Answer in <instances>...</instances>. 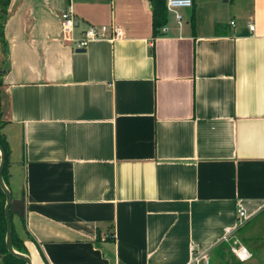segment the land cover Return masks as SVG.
Listing matches in <instances>:
<instances>
[{
	"label": "crops",
	"instance_id": "1",
	"mask_svg": "<svg viewBox=\"0 0 264 264\" xmlns=\"http://www.w3.org/2000/svg\"><path fill=\"white\" fill-rule=\"evenodd\" d=\"M67 5L121 34L72 48ZM190 5L151 35L148 0H7L5 185L29 264H201L226 230L249 254L264 238V0Z\"/></svg>",
	"mask_w": 264,
	"mask_h": 264
},
{
	"label": "built area",
	"instance_id": "2",
	"mask_svg": "<svg viewBox=\"0 0 264 264\" xmlns=\"http://www.w3.org/2000/svg\"><path fill=\"white\" fill-rule=\"evenodd\" d=\"M191 0H164V6L174 21L179 22L181 18V8L190 7ZM59 38L61 41L69 44L72 48H84V46L92 39L100 38L106 32L108 37L116 38L121 34V28L118 24L114 23H100V25L87 24L83 28L77 29L76 19L73 10L67 5L59 13ZM248 29H252L253 24L247 23ZM164 30V26L160 28ZM236 212L239 217H244L242 208L237 205ZM223 241L227 242L229 249L238 260H245L249 257V252L246 247L240 244L237 239L231 238V233L226 230L223 236ZM208 257L205 253H192V260L194 262L200 261L201 264H208Z\"/></svg>",
	"mask_w": 264,
	"mask_h": 264
},
{
	"label": "trees",
	"instance_id": "3",
	"mask_svg": "<svg viewBox=\"0 0 264 264\" xmlns=\"http://www.w3.org/2000/svg\"><path fill=\"white\" fill-rule=\"evenodd\" d=\"M149 6H150V22H151V35H156L160 33V28L164 26L166 23V16H167V10L164 6V0H148ZM7 4V0H0V39H3L2 35V23L3 19L6 17V10L5 6ZM2 124V120L0 119V127ZM0 146L3 150L4 155V162L1 168V177L3 182L5 183V165H6V158H7V143L6 139H4L3 133L0 128ZM3 192L0 189V264H24L23 260L8 251H6L4 246V230H5V220L3 219ZM10 216V213H9ZM21 219H23L21 217ZM110 238L113 237V232L110 229L108 231ZM11 246L14 250L25 253L23 241L20 236H18L13 227V223L11 220ZM229 250V245L225 241H220L218 246L215 248L214 253L218 257H224L225 254H227V251ZM208 257V256H207ZM209 259V258H208ZM223 261L226 262V258L223 259Z\"/></svg>",
	"mask_w": 264,
	"mask_h": 264
},
{
	"label": "water",
	"instance_id": "4",
	"mask_svg": "<svg viewBox=\"0 0 264 264\" xmlns=\"http://www.w3.org/2000/svg\"><path fill=\"white\" fill-rule=\"evenodd\" d=\"M83 48H78L76 50H82ZM4 162V155L3 150L0 146V189L3 192V219L5 220V230H4V246L6 251L9 253L21 258L24 264H29V258L27 254L16 251L11 246V219L9 213L15 212L18 217L23 215V206L24 203L22 202L21 198H14L11 197L10 190L6 187L5 183L1 177V168Z\"/></svg>",
	"mask_w": 264,
	"mask_h": 264
},
{
	"label": "rangeland",
	"instance_id": "5",
	"mask_svg": "<svg viewBox=\"0 0 264 264\" xmlns=\"http://www.w3.org/2000/svg\"><path fill=\"white\" fill-rule=\"evenodd\" d=\"M171 18L170 15L168 14V19ZM3 124V123H2ZM2 124H1V127H2ZM0 127V128H1ZM12 223H13V226H14V231L18 229V221L16 218H14L12 216ZM252 223V222H251ZM263 228H264V224H263ZM260 233V234H259ZM239 235V234H238ZM263 235V232H258L257 235H254L252 236L253 239L256 241L254 244V247L252 248L251 250V253L249 255V257L245 260H238L236 258V256L233 255V253L231 252V250L229 249V252H231L232 254V257L228 255V264H245L247 262H249L252 258L254 259H257V260H262L264 261V238L262 237ZM232 239H237V241H239L240 243L244 242V241H241L236 235L235 236H231ZM254 242V241H253ZM227 243V242H226ZM245 243V242H244ZM261 246V247H260ZM260 247V248H259ZM228 254V253H227ZM209 259H207V261L209 262V264H225L224 261H222V259H218L217 256L215 255H211V256H208Z\"/></svg>",
	"mask_w": 264,
	"mask_h": 264
}]
</instances>
